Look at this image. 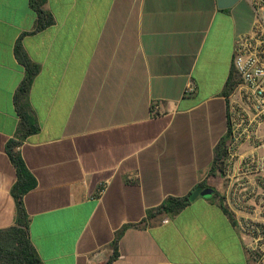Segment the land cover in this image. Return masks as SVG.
Returning a JSON list of instances; mask_svg holds the SVG:
<instances>
[{
	"label": "crops",
	"instance_id": "obj_1",
	"mask_svg": "<svg viewBox=\"0 0 264 264\" xmlns=\"http://www.w3.org/2000/svg\"><path fill=\"white\" fill-rule=\"evenodd\" d=\"M31 1L0 0V229L16 223L6 147L21 122L20 43L39 67L29 93L39 130L16 152L37 181L24 206L43 264H245L237 222L255 215L233 200L263 191L264 125L224 172L211 169L230 108L243 107L232 62L254 21L249 1L45 0L53 23L40 31ZM203 182L216 193L158 212Z\"/></svg>",
	"mask_w": 264,
	"mask_h": 264
},
{
	"label": "built area",
	"instance_id": "obj_2",
	"mask_svg": "<svg viewBox=\"0 0 264 264\" xmlns=\"http://www.w3.org/2000/svg\"><path fill=\"white\" fill-rule=\"evenodd\" d=\"M254 13L250 31L239 35L234 44L232 62L233 92L243 104H234L229 111L231 137L228 153H232L242 142L250 139L261 140L260 127L264 125V0H248ZM195 92L192 83L185 95ZM253 113V118H250ZM226 157L220 160L225 162ZM249 168L258 169L256 159L246 160ZM105 191L102 184L98 196ZM235 195V194H234ZM234 206L252 210L254 218H240L237 230L243 239L245 264H264V188L261 192L252 190L238 193Z\"/></svg>",
	"mask_w": 264,
	"mask_h": 264
},
{
	"label": "trees",
	"instance_id": "obj_3",
	"mask_svg": "<svg viewBox=\"0 0 264 264\" xmlns=\"http://www.w3.org/2000/svg\"><path fill=\"white\" fill-rule=\"evenodd\" d=\"M44 2L45 0L31 1L32 8L38 16L36 31L43 30L53 23L52 17L43 9ZM16 55L25 68V76L14 97L16 112L21 122L16 139L9 141L6 147L7 154L16 169L17 175V181L11 191L16 203V223L11 227L0 229V264H43L29 236V219L24 206V196L37 186V181L28 171L21 155L16 152L17 147L21 145L23 140L39 130L35 119L29 111V93L34 78L39 72V67L32 63L20 43H18L16 48ZM228 87L230 89V86ZM230 137L231 129L228 123L227 135L216 147L215 160L211 169L212 173L217 171L224 172L225 168L222 162L220 163V160L228 155ZM199 188L207 189L206 182L200 183L195 190ZM190 195L183 198H168L157 210L168 215H175L190 205ZM153 216L155 214L152 212L148 214V218ZM129 227L127 225L116 233L113 243L115 250L121 236Z\"/></svg>",
	"mask_w": 264,
	"mask_h": 264
},
{
	"label": "water",
	"instance_id": "obj_4",
	"mask_svg": "<svg viewBox=\"0 0 264 264\" xmlns=\"http://www.w3.org/2000/svg\"><path fill=\"white\" fill-rule=\"evenodd\" d=\"M239 0H219V7L220 8H230L232 7L235 3H237ZM213 194L212 189H197L195 190L189 197L190 201H194L199 195L201 196H210Z\"/></svg>",
	"mask_w": 264,
	"mask_h": 264
},
{
	"label": "rangeland",
	"instance_id": "obj_5",
	"mask_svg": "<svg viewBox=\"0 0 264 264\" xmlns=\"http://www.w3.org/2000/svg\"><path fill=\"white\" fill-rule=\"evenodd\" d=\"M211 195H212V194H211ZM211 195H210V196H211ZM207 197H209V196H207Z\"/></svg>",
	"mask_w": 264,
	"mask_h": 264
}]
</instances>
